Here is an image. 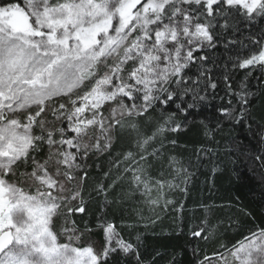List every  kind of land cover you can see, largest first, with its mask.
<instances>
[{
  "label": "snow or ice",
  "instance_id": "snow-or-ice-1",
  "mask_svg": "<svg viewBox=\"0 0 264 264\" xmlns=\"http://www.w3.org/2000/svg\"><path fill=\"white\" fill-rule=\"evenodd\" d=\"M257 22L264 24V0H0V264H145L139 237L125 239L104 210L136 193L153 211L162 199L166 209V189L187 194L194 173L164 158L165 142L177 143L167 134L196 124L221 83L227 98L214 127L199 119L204 135L243 124L264 145L248 84L259 70L264 95ZM220 48L227 62H218ZM217 68L226 69L219 78ZM237 68L249 70L239 82ZM124 139L127 148L114 153ZM101 156L108 168L89 184ZM254 159L264 168V152ZM122 182L120 199L109 200ZM94 196L102 197L99 244L92 227L73 219ZM202 207L191 235L209 240L220 225ZM213 261L264 264V226L221 242L197 264Z\"/></svg>",
  "mask_w": 264,
  "mask_h": 264
},
{
  "label": "trees",
  "instance_id": "trees-1",
  "mask_svg": "<svg viewBox=\"0 0 264 264\" xmlns=\"http://www.w3.org/2000/svg\"><path fill=\"white\" fill-rule=\"evenodd\" d=\"M264 24L257 22L252 31H259ZM247 36L248 31L244 30ZM243 39V36L240 37ZM217 60L226 61L227 55L222 48L216 52ZM226 71L216 69V76ZM248 69H232L234 81L239 82L248 73ZM259 70L248 77V84L256 92L251 112L258 123H264V95L258 79ZM236 83H233V88ZM225 88L221 83L216 90L215 98H210L207 107L203 109L199 119H204L209 128L215 126L218 114L217 108L225 104ZM190 124L187 129L168 133V139H175L176 145L165 142V157L175 156L185 166H190L194 173L188 192L185 195L179 190H165L164 198L171 199L166 209L161 207L153 211L143 198L136 193L120 203H111L105 214L113 220L125 239L136 241L139 237V251L145 264H197L205 255L212 256L220 250V243L230 244L241 238L242 233L256 226H264V168L254 159L255 155L264 152V145L258 142L246 126H231L225 124L216 129L213 139L204 135V129L199 123ZM255 130V125H253ZM128 146V140L119 141L114 146V153L123 151ZM211 148L213 153L206 156L199 151L201 148ZM92 164V161H89ZM101 167H92L89 170V184L98 181L103 171L108 168V161L101 156L96 161ZM215 169V171H213ZM160 169L159 162H154L151 174L157 176ZM107 182V181H106ZM127 187L126 183L117 186L109 194V200L120 199V194ZM155 195V193H153ZM183 204V210L177 211ZM210 208L209 219L219 224L217 235L209 240L194 238L191 232L195 230L206 215L202 206ZM102 197H93L86 204L85 213L74 214L73 219L83 228L87 223L94 229L91 240L97 244L103 241V234L95 228L97 218L101 215ZM139 212V215H137ZM155 220V223H152ZM239 225V227H237ZM88 237H85L87 240ZM195 250V253H194ZM120 264H127V259H121ZM215 264V261H213Z\"/></svg>",
  "mask_w": 264,
  "mask_h": 264
}]
</instances>
